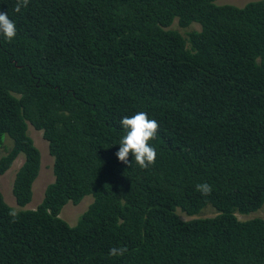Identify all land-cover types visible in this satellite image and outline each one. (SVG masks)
<instances>
[{
    "label": "trees",
    "instance_id": "1",
    "mask_svg": "<svg viewBox=\"0 0 264 264\" xmlns=\"http://www.w3.org/2000/svg\"><path fill=\"white\" fill-rule=\"evenodd\" d=\"M217 1L28 0L17 13L0 0L17 33L0 35V175L19 159L15 203L39 194L32 125L54 177L35 211L0 192V264H264V219L240 216L264 203V0ZM140 111L159 123L146 169L115 155L121 119ZM144 190L160 202L155 223ZM86 196L75 226L57 217ZM208 205L216 216L175 213ZM154 225L166 241L140 242Z\"/></svg>",
    "mask_w": 264,
    "mask_h": 264
},
{
    "label": "clouds",
    "instance_id": "2",
    "mask_svg": "<svg viewBox=\"0 0 264 264\" xmlns=\"http://www.w3.org/2000/svg\"><path fill=\"white\" fill-rule=\"evenodd\" d=\"M27 5H28V0H17V4L14 10L15 12L19 13L21 11V8L27 7ZM6 6H11V4L6 5ZM174 24H176V20L174 21ZM16 34H17L16 24L9 18V15L7 12H0V35H3L8 41H11L13 38H15ZM120 124L122 128L124 129V131L121 133V140L119 142V150L115 153L119 162L124 163L125 165H128V167H131L132 164L129 163V155L131 154V156L134 157L135 163L138 164L141 168L146 169L150 165L154 164L156 160L157 152H156V149L153 147V145H158L157 143L160 139V136L157 135V132L159 129V123L155 119H150L146 112L140 111L130 117L129 116L123 117L120 121ZM31 127L34 128L32 125ZM35 130L40 131L37 129ZM41 168H42V164L38 172V178L41 173ZM51 171H53V159H52ZM52 177H53V173H52ZM53 182H54V177H53V181L49 183L48 185L52 184ZM195 190L203 196H208L212 192V186L208 184L207 182L198 183L195 186ZM31 191H32V188H31ZM153 197H154V194L151 191L149 190L143 191V196L141 200L142 214H143L144 220L150 223H155L157 219L163 214L160 202L158 200H156L155 203L151 202V199ZM69 202L72 203L71 201ZM92 203H93V199H92ZM73 205H77V204H73ZM36 208L34 210H25V211H35ZM177 210H179V208H177L176 211ZM60 212L57 216L58 218H60L59 217ZM180 212L181 214L183 213L181 210H179V213ZM184 214L185 213H183V215ZM185 216L189 217L190 219L183 220L180 216L179 217L183 221L193 220V217L187 216L186 214ZM202 218H212V217H202ZM163 231L164 229L162 227H158L154 225L153 228H151L148 232L143 233V235L139 238V241L141 242V241L150 240V239L155 240L157 242L166 241L167 238L163 235ZM126 251L127 249L124 247H113L109 249V255L114 256V257L122 256Z\"/></svg>",
    "mask_w": 264,
    "mask_h": 264
},
{
    "label": "rangeland",
    "instance_id": "3",
    "mask_svg": "<svg viewBox=\"0 0 264 264\" xmlns=\"http://www.w3.org/2000/svg\"><path fill=\"white\" fill-rule=\"evenodd\" d=\"M258 1V0H220L215 3L217 4H229L234 5L236 7H242L248 2ZM174 27H177L174 24ZM198 29V27H195ZM180 32L182 29H178ZM28 133L34 140L35 146L39 149L41 153V173L39 175V179L37 181L38 187L41 190L44 188L42 187V183H51L53 181L52 177V158L48 154L47 144L45 140L42 138V133L40 131H36L32 127H28ZM11 145V140L8 136H5L4 142L2 147L0 148V157L4 155L5 147L6 149L9 148ZM19 160V159H18ZM16 161L15 165H11V167L2 175H0V192L4 195L5 202L11 207L14 212L22 211V210H34L36 206L42 201L44 193L39 194L32 188V196L31 201L26 204L25 207L21 208L15 203V199L13 197V184H14V174L16 172V167L20 166V161ZM16 166V167H15ZM36 189L38 190V187ZM92 203V196H86L83 200L77 204L73 205L72 203L68 202L62 208L59 217L63 219L69 226H75L80 216L86 211L88 206ZM63 213V215H62ZM177 215L180 216L183 220H189V217H186L185 214L179 213V210L176 211ZM216 215L215 210L211 206H206L199 212L197 215L191 216L193 219H199L202 217H213ZM242 218H262L264 219V203L261 208L255 212H252L248 215H240ZM63 217V218H62Z\"/></svg>",
    "mask_w": 264,
    "mask_h": 264
},
{
    "label": "bare ground",
    "instance_id": "4",
    "mask_svg": "<svg viewBox=\"0 0 264 264\" xmlns=\"http://www.w3.org/2000/svg\"><path fill=\"white\" fill-rule=\"evenodd\" d=\"M17 160H18V159H17ZM17 160H16V161H17ZM16 161H15V163H16ZM15 163H14L13 165H15ZM13 165H12V166H13ZM15 167H16V166H15ZM16 169H17V167H16Z\"/></svg>",
    "mask_w": 264,
    "mask_h": 264
}]
</instances>
